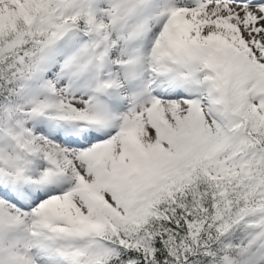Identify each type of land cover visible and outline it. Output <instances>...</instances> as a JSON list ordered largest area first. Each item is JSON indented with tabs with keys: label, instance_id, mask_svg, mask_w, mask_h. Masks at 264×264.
<instances>
[{
	"label": "snow or ice",
	"instance_id": "1",
	"mask_svg": "<svg viewBox=\"0 0 264 264\" xmlns=\"http://www.w3.org/2000/svg\"><path fill=\"white\" fill-rule=\"evenodd\" d=\"M0 264H264V0H0Z\"/></svg>",
	"mask_w": 264,
	"mask_h": 264
}]
</instances>
